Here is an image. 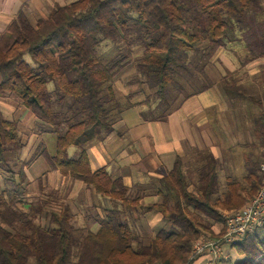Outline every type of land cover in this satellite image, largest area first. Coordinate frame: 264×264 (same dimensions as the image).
<instances>
[{"label": "trees", "instance_id": "1", "mask_svg": "<svg viewBox=\"0 0 264 264\" xmlns=\"http://www.w3.org/2000/svg\"><path fill=\"white\" fill-rule=\"evenodd\" d=\"M262 10V0H76L55 6L47 18L34 24L20 12L0 35V169L13 185L0 193V264H195L206 260V255L192 258L194 244L202 236L218 238L224 229L216 234L213 227L224 223L222 211L239 210L255 197L262 181L261 163L251 165L244 183L229 180L227 192L218 196L214 159L201 168L195 191L190 192L182 160L177 158L162 180V202L145 208V212L162 214L173 229L159 230L149 239L134 230L127 214L118 208H103L96 232L78 227L68 205L60 213L51 211L50 226L45 227L39 220L49 217L50 202L26 201L27 174L34 158L19 159L26 146L24 135L17 122L5 117L1 103L14 95L39 123L46 124L39 125L42 132L58 135L54 155L43 142L36 149L49 171L83 182L128 209H138L140 197H129L122 180H113L105 169L93 172L86 150L91 142L111 134L120 120L112 119L109 102L115 101L119 114L124 110L112 87L126 58L105 65L98 57L102 40L129 48L140 45L144 54L139 70L147 75L128 86L152 85V75L161 99L176 76L188 73L186 54L204 44L210 62L224 48L227 19L242 25L248 12ZM131 53L128 49L127 60ZM259 54L253 53L242 65L264 57V51ZM51 83L55 94L48 91ZM67 99L71 103L66 104ZM138 105L129 102L125 109ZM259 105L256 126L264 145V103ZM72 147L77 149L75 157L69 154ZM9 152L18 160L10 162ZM145 237L147 244L142 241ZM230 248L243 260L233 262L230 257L225 264H264V227Z\"/></svg>", "mask_w": 264, "mask_h": 264}, {"label": "crops", "instance_id": "2", "mask_svg": "<svg viewBox=\"0 0 264 264\" xmlns=\"http://www.w3.org/2000/svg\"><path fill=\"white\" fill-rule=\"evenodd\" d=\"M75 1L0 0V35L20 12H23L34 24L41 18H47L55 6H64ZM223 50H219L215 58L209 63L207 75L210 83L206 85L204 90L185 97L174 112H165L158 118H151L145 115L147 112H143L140 107L128 109L123 113L120 122L114 127L111 134L86 146L93 172L105 169L113 180H122L124 186L129 190L128 195L130 192L139 194V208H132L126 213L132 216L130 217L132 221H128L136 231L137 228L133 222L137 219L133 217V213H143L141 222L143 219L144 225L156 232L161 230L160 228L166 223H169L162 214L145 212V208L162 202L163 198L159 194L162 180L174 168L177 158L182 160L184 174L190 182V192L195 191L199 180V175L194 176L192 173L199 171L198 174H200L201 168L207 163L211 164L210 161L214 159L219 174L220 189L218 196L227 192L229 180L244 183L251 165L258 161L261 163L263 159V140L257 132L256 121L260 114L259 102L264 103V101L253 95L247 99L251 107L259 110L255 120L251 122L254 141L245 143L243 116H236V112L239 111L227 104L223 91L226 89L224 80L227 78H236L232 85L238 83L239 87L255 85L254 83L258 81L257 77L262 73L260 71L264 67V57L253 59L243 66L242 62L245 59L234 61ZM1 108L8 119L3 102ZM29 114L32 115L28 111L21 112L19 116L23 118L24 115ZM31 118L37 125L38 122L35 117L32 115ZM38 135L34 133L33 145L36 146H34L32 153L38 147ZM26 147L21 151V161L31 160L29 157L24 158ZM237 148H242L243 152L239 154ZM49 154L51 155V153ZM39 157L33 159L32 165ZM31 167L29 171H31ZM29 171L27 181L30 186L36 180L39 183L40 179V182L45 185L53 180L52 187H55V184L60 186L65 182L70 183L67 187L64 186L66 193L70 195V200L76 204L84 203L86 207L100 213L103 208H107L105 201L111 200L98 194L94 188L87 187L83 182L65 177L58 171H49V166L44 173L39 171L32 178L29 176ZM151 182L155 184V187L152 184V192L143 193V190L147 191L146 187ZM77 198L80 200H76ZM224 211L231 210H223L222 212ZM98 216L102 217V214L98 213ZM224 224L219 223L213 227L216 234L224 229ZM225 248L224 263L230 258V253H226ZM205 263L206 260L201 258L195 264Z\"/></svg>", "mask_w": 264, "mask_h": 264}, {"label": "rangeland", "instance_id": "3", "mask_svg": "<svg viewBox=\"0 0 264 264\" xmlns=\"http://www.w3.org/2000/svg\"><path fill=\"white\" fill-rule=\"evenodd\" d=\"M263 1V10L261 13H254L248 12L246 15V20L242 25L237 24L234 21L228 20V28L225 37L223 38L224 50L228 53L229 56L233 58L234 61L239 60L242 61L247 57H251L253 53L259 54L260 52L264 51V0ZM131 49L130 58L127 60V50ZM207 52V47L204 44L197 45L195 51L190 52L186 57V62L188 64V73L186 75H178L174 78V82L171 85V88L168 89L166 96L161 98L157 95V88L154 84V78L151 77L152 85L144 83L143 87L136 86H128V84L136 78H140L145 80L147 74H143L139 70V65L143 63V54L144 49L134 43L130 48L126 47L124 44L117 45L110 41L102 40L98 57L105 65H111L112 63L116 62L117 60H121L126 58L124 63L125 66L123 70L118 74L116 81L113 84V92L116 98V102L121 106L123 113L127 111L125 108L129 104V102H134L139 104L137 107L143 110L145 115L148 117L154 118L163 115L165 112H174L176 107L181 104L182 100L188 95L196 93L199 90H202L203 87L208 85L209 76L207 73L209 72L208 60L205 58ZM215 58V57H214ZM213 58V59H214ZM212 59V60H213ZM26 60L32 64L29 57H26ZM192 64V65H189ZM262 72L257 78L256 81L252 85V87H239L237 85H232L233 81H236V78H227L224 80V85L226 89L224 92V98L227 104L239 112H236V116L240 117L243 116L242 121L245 122V143H249L254 141V131H253V124L252 121L255 120L258 114V108L251 107L250 102L247 100L249 96L253 95L254 97L261 99L264 101V67L261 69ZM48 91L52 94L56 93V86L54 83L49 84ZM108 97L111 96V93L107 91ZM134 94V95H133ZM71 103L70 99H67L66 104ZM114 102H109V106L111 108V117L114 120H118L122 118L123 113L119 114L120 111L114 108ZM148 103L151 105L150 108ZM160 103L162 104L160 106ZM248 104L250 106L248 107ZM3 107L8 114V119L15 121L18 123L19 133L22 137L24 135V141L26 142V149L24 150V158L29 157L31 159H35L37 155L39 156L40 153L36 152V149L32 153L34 149L33 145V138L35 135L42 132L41 123L37 121L38 124L34 123V119H32V115H24L23 118L19 115L21 112H27L25 108L22 106L21 101L16 98L14 95L8 96L6 99L3 100ZM121 110V111H122ZM13 112V113H12ZM63 113L68 116V113L65 109H63ZM119 114V115H118ZM31 116V117H30ZM20 117V118H18ZM118 121V123L120 122ZM28 124V125H27ZM44 124V123H42ZM46 125V124H44ZM117 125V123H116ZM115 125V126H116ZM28 126V127H27ZM44 127V126H43ZM65 128V127H64ZM58 135L51 133L49 130L47 132H42L38 135V145L40 142H43L45 147L51 155L55 154L56 151V141ZM37 145V146H38ZM238 153L241 154L243 152L242 148H237ZM76 148L72 147L69 150V154L71 156L76 155ZM32 153V155H30ZM21 158V153H20ZM19 158V159H20ZM7 159L10 162L13 160H18L17 155L11 156V153H7ZM259 163V161H258ZM260 164V163H259ZM48 168L45 158L40 156L39 159L32 165L31 171L29 176L32 178L35 176L39 171L44 173ZM240 168V167H239ZM243 169V168H242ZM192 173V172H190ZM199 171L193 172L194 176L201 175L198 174ZM37 181V180H36ZM34 182L31 186H28V196L26 201L28 202H35L37 198H42L44 200H48L50 203L48 207H46V215L49 216L46 218L44 216L43 219L39 220V223L45 227H49L50 223L48 222L50 218L51 211L60 213L65 206L70 207V211L74 216V223L78 227H87L90 228L92 231L96 232L99 229V224L97 218H99L98 213L102 214V212H98L94 209H90L86 207L84 203H74L73 200L71 201L69 196L66 193V189L64 186L70 185L65 182L60 186L55 184V187H52L53 180L47 183L46 185L43 182ZM152 181V180H151ZM260 181V179H259ZM28 182V181H27ZM29 183V182H28ZM152 184L151 182L147 187V191L143 190V193L152 192ZM155 187V184H153ZM6 187L12 189L13 185L8 181V175L0 169V193ZM139 194L130 192L129 197L137 198ZM76 200H80L77 198ZM105 205L109 209L118 208L124 212V215L130 209L124 208L120 202L109 200L105 201ZM136 211V210H135ZM129 215V216H128ZM128 220H130V214H128ZM144 214L133 213V217H136L137 221L133 222V225L137 228V231L142 235L146 236L148 239L151 237L156 231L151 230L149 227L144 225L143 219L141 222V218ZM125 220V219H124ZM132 221V220H130ZM129 225L132 227L130 222L128 221ZM167 224V225H166ZM161 230L170 231L172 225L170 223H166ZM134 228V227H132ZM135 229V228H134ZM142 239L144 244L149 243L147 238ZM226 253H230V257L233 262H238L243 260L240 257L235 249H231L230 247L225 248ZM219 264H225L221 262Z\"/></svg>", "mask_w": 264, "mask_h": 264}, {"label": "built area", "instance_id": "4", "mask_svg": "<svg viewBox=\"0 0 264 264\" xmlns=\"http://www.w3.org/2000/svg\"><path fill=\"white\" fill-rule=\"evenodd\" d=\"M262 151V181L257 194L241 209L222 212L224 233L215 239L202 236L193 246L192 258L206 255L205 264H219L224 257L225 247L235 245L264 227V145Z\"/></svg>", "mask_w": 264, "mask_h": 264}]
</instances>
